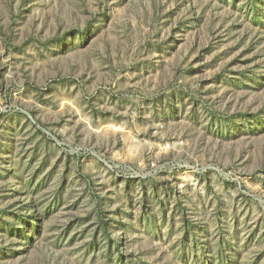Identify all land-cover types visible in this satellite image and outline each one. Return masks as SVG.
<instances>
[{"label": "rangeland", "instance_id": "1", "mask_svg": "<svg viewBox=\"0 0 264 264\" xmlns=\"http://www.w3.org/2000/svg\"><path fill=\"white\" fill-rule=\"evenodd\" d=\"M0 264H264V0H0Z\"/></svg>", "mask_w": 264, "mask_h": 264}]
</instances>
